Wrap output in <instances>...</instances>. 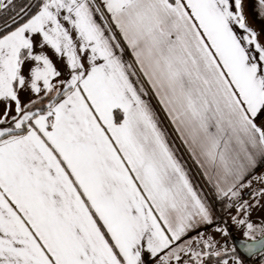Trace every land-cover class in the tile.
Masks as SVG:
<instances>
[{
  "label": "snow or ice",
  "instance_id": "obj_1",
  "mask_svg": "<svg viewBox=\"0 0 264 264\" xmlns=\"http://www.w3.org/2000/svg\"><path fill=\"white\" fill-rule=\"evenodd\" d=\"M245 2L0 0V264L264 255V221L251 222L264 208V0H248L259 27ZM149 92L243 239L194 187Z\"/></svg>",
  "mask_w": 264,
  "mask_h": 264
},
{
  "label": "crops",
  "instance_id": "obj_2",
  "mask_svg": "<svg viewBox=\"0 0 264 264\" xmlns=\"http://www.w3.org/2000/svg\"><path fill=\"white\" fill-rule=\"evenodd\" d=\"M245 14L248 16L249 21L253 24L254 27H259L258 22L254 20L253 17V10L251 4L246 0L245 2ZM128 59H131V57H128ZM147 87V85H145ZM154 108L160 124L162 128L167 132L168 141L170 146H172L175 149L176 155L178 159H180L181 163L185 166L186 170L189 173V177L194 185V187L197 188L199 192L208 200L210 204L213 205L214 209L216 210V216L218 219H223L228 221L229 231L230 233L236 235L239 238L243 237V227H237L236 225L232 224L231 219L229 217V214L227 212L220 211L221 203L218 201L217 203L213 202L210 194L208 193L207 187L205 186V182L207 183L208 187L211 189L212 193L215 196L214 190L211 185L208 184L203 171L199 167V165L195 162V160L191 157L189 152L187 151L186 147L181 142L178 134L175 132L172 124L169 122L168 118L166 117L165 113L161 109L160 105L157 103L156 98L154 95L149 92V95L145 97ZM261 174H264V166L258 167L255 169L253 176H259ZM253 176H249L248 179L252 181V187L246 188L243 190V193L248 189H254L259 188L261 185L253 178ZM250 200V198H249ZM251 202V200H250ZM261 205H264V199L260 201ZM232 214H235V210H232ZM264 221V208H255L253 209L251 213V222H253L256 225H260L261 222ZM201 231H206L208 234H213L217 241H219V245H224L228 242V237H221L218 234H215L213 231V228L208 229H201ZM241 232L240 234H235ZM191 235H195V233H192ZM259 237V234L257 233V238ZM228 245V244H227ZM230 264H232L230 260Z\"/></svg>",
  "mask_w": 264,
  "mask_h": 264
},
{
  "label": "built area",
  "instance_id": "obj_3",
  "mask_svg": "<svg viewBox=\"0 0 264 264\" xmlns=\"http://www.w3.org/2000/svg\"><path fill=\"white\" fill-rule=\"evenodd\" d=\"M251 192H252L251 189L246 190L243 193L244 199H249ZM231 243H232V240L228 237V242H227L228 246L231 245ZM240 260L243 262V264H264V255H261L258 253L256 255L252 256L251 258H248V259L247 258H241Z\"/></svg>",
  "mask_w": 264,
  "mask_h": 264
},
{
  "label": "trees",
  "instance_id": "obj_4",
  "mask_svg": "<svg viewBox=\"0 0 264 264\" xmlns=\"http://www.w3.org/2000/svg\"><path fill=\"white\" fill-rule=\"evenodd\" d=\"M205 186L207 187V190H208V193L210 194V197L212 199L213 202L217 203L218 201L215 200V196L214 194L212 193L211 189L208 187L207 183L205 182ZM231 248V247H230ZM229 248V249H230ZM235 255H237L239 257V259L242 258V256L236 251Z\"/></svg>",
  "mask_w": 264,
  "mask_h": 264
},
{
  "label": "water",
  "instance_id": "obj_5",
  "mask_svg": "<svg viewBox=\"0 0 264 264\" xmlns=\"http://www.w3.org/2000/svg\"><path fill=\"white\" fill-rule=\"evenodd\" d=\"M235 238H237V239H243V238H239V237H235ZM258 239H259V237H258ZM237 252L243 257V258H251L252 256H254V255H256V254H254V255H251V256H249L246 252H244L242 249H239V248H237ZM258 254V253H257Z\"/></svg>",
  "mask_w": 264,
  "mask_h": 264
},
{
  "label": "rangeland",
  "instance_id": "obj_6",
  "mask_svg": "<svg viewBox=\"0 0 264 264\" xmlns=\"http://www.w3.org/2000/svg\"><path fill=\"white\" fill-rule=\"evenodd\" d=\"M238 231L235 232V234H240L241 232L237 233ZM232 247V246H231Z\"/></svg>",
  "mask_w": 264,
  "mask_h": 264
}]
</instances>
